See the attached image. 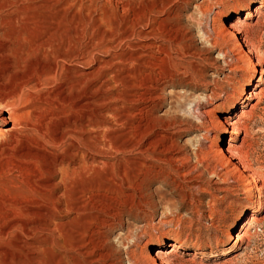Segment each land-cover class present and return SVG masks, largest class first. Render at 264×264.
<instances>
[{
	"label": "rangeland",
	"instance_id": "obj_1",
	"mask_svg": "<svg viewBox=\"0 0 264 264\" xmlns=\"http://www.w3.org/2000/svg\"><path fill=\"white\" fill-rule=\"evenodd\" d=\"M3 116L0 264H264V0H0Z\"/></svg>",
	"mask_w": 264,
	"mask_h": 264
},
{
	"label": "bare ground",
	"instance_id": "obj_2",
	"mask_svg": "<svg viewBox=\"0 0 264 264\" xmlns=\"http://www.w3.org/2000/svg\"><path fill=\"white\" fill-rule=\"evenodd\" d=\"M245 56H246L245 57L246 61L248 63H250L249 54L246 53ZM244 91H245V89H244ZM250 94L251 95L253 94V97H257V93H251L250 91H247L246 95L245 96L243 95L244 97H242V100L245 99V97L249 96ZM247 103L248 102L245 101L244 105L247 104ZM232 109H233V106H230L227 109H225L224 112L229 113L230 110H232ZM241 111L244 112V113L246 112L245 109H242ZM228 118H230L229 114L224 115V117H221V119L219 121V134H217L216 137H215V139L217 141H219L221 139V136L224 137V135L229 133V127H230L231 123L229 122ZM5 119H6V117H4V116L1 118L2 121H0V125L4 124ZM230 138L231 137H225V139H226L224 141L225 145H226V143H228L227 140H229ZM225 145L220 148V154L222 156H224L226 154V151L229 152L231 150L230 145H228V144L226 146ZM91 153H92L91 138L87 137V138H85V142L83 144H80V145L75 147L73 160H69V161L65 162L64 159H61L55 164V168H54L55 169V173L56 174L62 173L64 168H72L74 171H76V170H80V169H83V168L91 167L92 163H93V158L91 157ZM253 210L256 211L254 208H253ZM249 218H250V221H253L254 220V214H251V216ZM169 245L174 246L175 244L174 243H169ZM169 251H171V250H169ZM163 264H166V263L163 262Z\"/></svg>",
	"mask_w": 264,
	"mask_h": 264
}]
</instances>
